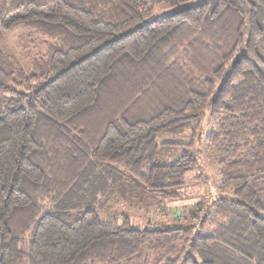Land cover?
Returning a JSON list of instances; mask_svg holds the SVG:
<instances>
[{
    "label": "trees",
    "instance_id": "trees-1",
    "mask_svg": "<svg viewBox=\"0 0 264 264\" xmlns=\"http://www.w3.org/2000/svg\"><path fill=\"white\" fill-rule=\"evenodd\" d=\"M194 1L0 0L47 42L27 69L0 50V264H264V0ZM204 122L214 197L100 216L125 181L176 198Z\"/></svg>",
    "mask_w": 264,
    "mask_h": 264
},
{
    "label": "rangeland",
    "instance_id": "rangeland-1",
    "mask_svg": "<svg viewBox=\"0 0 264 264\" xmlns=\"http://www.w3.org/2000/svg\"><path fill=\"white\" fill-rule=\"evenodd\" d=\"M195 0L193 3H196ZM163 12L155 11L151 19H157ZM46 40L41 37H29L22 30L12 32L0 31V50L8 53L19 67L27 69L30 59L41 56L46 48ZM209 108L206 111L205 121L208 119ZM203 135L196 140L194 147L185 148L188 153L195 154L197 164L195 167L185 172L181 177L174 179L180 185L170 189L177 197L166 201L163 200L157 206L154 198L140 187L137 183H127L126 181L115 188V198L106 204L100 213L102 218L113 214H123L130 222L132 228H149L150 223L167 222L175 220L177 214L182 213L191 204L199 201L211 199L216 194V187L219 183V176L213 163V157L205 147L204 137L208 132L206 122L202 123ZM178 142L183 144L188 142V137H178ZM164 209V212H159ZM29 233L24 237L21 245L23 251L27 250Z\"/></svg>",
    "mask_w": 264,
    "mask_h": 264
}]
</instances>
